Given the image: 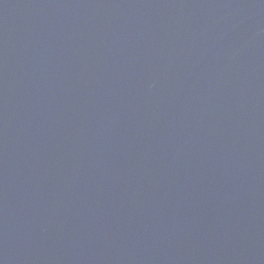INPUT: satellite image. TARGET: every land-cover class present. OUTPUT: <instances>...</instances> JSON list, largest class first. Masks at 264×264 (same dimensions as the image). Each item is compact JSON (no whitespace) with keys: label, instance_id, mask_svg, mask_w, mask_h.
I'll return each instance as SVG.
<instances>
[{"label":"water","instance_id":"obj_1","mask_svg":"<svg viewBox=\"0 0 264 264\" xmlns=\"http://www.w3.org/2000/svg\"><path fill=\"white\" fill-rule=\"evenodd\" d=\"M0 264H264V0H0Z\"/></svg>","mask_w":264,"mask_h":264}]
</instances>
